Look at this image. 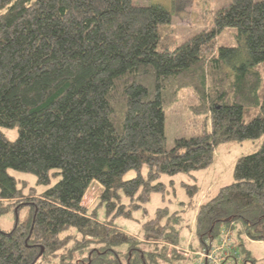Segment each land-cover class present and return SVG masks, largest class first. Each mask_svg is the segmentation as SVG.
Instances as JSON below:
<instances>
[{
    "label": "trees",
    "instance_id": "1",
    "mask_svg": "<svg viewBox=\"0 0 264 264\" xmlns=\"http://www.w3.org/2000/svg\"><path fill=\"white\" fill-rule=\"evenodd\" d=\"M225 28L237 46L217 45ZM174 32L168 11L132 0H0V214L28 206L0 230V264H179L167 245H182L187 226L191 247L227 231L233 264H257L237 245L264 241V0H229L180 44ZM185 89L199 131L167 148L165 113ZM262 136L191 224L167 207L138 234L116 224L166 191L161 175L206 169L219 144ZM9 169L46 188L24 193L23 182L22 193ZM93 183L102 192L86 208Z\"/></svg>",
    "mask_w": 264,
    "mask_h": 264
},
{
    "label": "rangeland",
    "instance_id": "2",
    "mask_svg": "<svg viewBox=\"0 0 264 264\" xmlns=\"http://www.w3.org/2000/svg\"><path fill=\"white\" fill-rule=\"evenodd\" d=\"M229 0H132L133 4L142 6L158 5L164 8L171 14V25L176 36V44L184 42L187 38L195 35L203 28H211L212 17L214 12L226 4ZM260 1V0H257ZM217 45L225 47L237 46L235 38V30L225 28L217 34ZM261 68V67H260ZM196 103L194 96L189 90H182L179 93L177 102L165 113L164 133L166 137V147L170 148L173 145V140L176 137H188L194 132L199 131L201 117L191 113L190 107ZM7 136L12 139L13 132L6 131ZM263 136L258 139L245 140L242 142H228L219 144L214 151V161L206 169L188 173H178L168 176L161 175L160 182L167 185L164 193H153L147 203L143 205L139 211L132 213L131 218L120 217L116 220V224L123 232L138 234L141 231V226L144 222L154 216L155 211L161 207H167L170 212L181 211L182 225L191 224L197 204L216 194L222 186L230 184L233 181V168L236 160L244 155L254 152L260 143ZM17 181V188L22 190L23 182L25 183V191L34 188L37 192L43 191L46 186L36 185L35 177L31 174L18 172L12 169L8 170ZM145 173V169H143ZM135 175L134 170H130L124 176L129 179ZM191 175L194 177H191ZM197 185V192L189 198L182 186L181 182ZM55 181L51 182V185ZM101 187L93 183L87 190L82 205L86 208H93L96 205V200L101 194ZM7 203H2V206ZM28 206H19L18 209L10 205L0 214V230H10L16 220L22 221L27 214ZM145 209V213L143 212ZM191 228V226H189ZM184 227L182 237L183 244L177 246L167 245V252L175 251V255L182 257L179 264H194V258L190 253H195L202 248L200 246L191 247L192 231ZM236 231V230H235ZM236 236V235H235ZM234 238V237H233ZM235 240V238H234ZM235 244H237L235 240ZM238 251L242 256L244 252L256 260L257 264H264V241H246ZM143 246V245H142ZM123 261V259H122ZM250 264V263H247Z\"/></svg>",
    "mask_w": 264,
    "mask_h": 264
},
{
    "label": "built area",
    "instance_id": "3",
    "mask_svg": "<svg viewBox=\"0 0 264 264\" xmlns=\"http://www.w3.org/2000/svg\"><path fill=\"white\" fill-rule=\"evenodd\" d=\"M190 254L194 258V264H233L239 257L227 231H223L215 246Z\"/></svg>",
    "mask_w": 264,
    "mask_h": 264
}]
</instances>
